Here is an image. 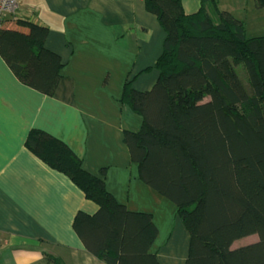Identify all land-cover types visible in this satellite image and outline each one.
I'll use <instances>...</instances> for the list:
<instances>
[{
  "label": "trees",
  "instance_id": "16d2710c",
  "mask_svg": "<svg viewBox=\"0 0 264 264\" xmlns=\"http://www.w3.org/2000/svg\"><path fill=\"white\" fill-rule=\"evenodd\" d=\"M144 4L165 38L153 86L140 91L126 80L119 99L142 120L137 131H123L130 161L138 178L175 206L189 237L184 264H264V35L248 37L243 20L217 0H200L191 13L182 0ZM18 23L28 31L0 29V55L19 81L53 95L64 62L45 46L49 28ZM24 144L97 206L78 210L72 221L88 252L105 264H163L152 249V213L116 199L105 184L107 167L89 172L67 143L40 128L30 129ZM253 234L257 241L232 248Z\"/></svg>",
  "mask_w": 264,
  "mask_h": 264
},
{
  "label": "crops",
  "instance_id": "0c3cea01",
  "mask_svg": "<svg viewBox=\"0 0 264 264\" xmlns=\"http://www.w3.org/2000/svg\"><path fill=\"white\" fill-rule=\"evenodd\" d=\"M182 5L195 12L200 0ZM19 18L49 28L45 46L64 66L55 92L45 95L19 81L0 55V264H55L49 256L63 264H105L72 227L78 210L93 213L97 206L25 147L32 128L67 143L89 172L107 167L105 184L116 199L152 213L160 262L184 264L186 253L174 247L186 231L175 206L138 178L123 142V131H137L142 122L119 101L125 81L144 91L158 77L165 32L156 16L144 0H18L4 28L27 32Z\"/></svg>",
  "mask_w": 264,
  "mask_h": 264
},
{
  "label": "rangeland",
  "instance_id": "374dc122",
  "mask_svg": "<svg viewBox=\"0 0 264 264\" xmlns=\"http://www.w3.org/2000/svg\"><path fill=\"white\" fill-rule=\"evenodd\" d=\"M255 0H217V5L219 8H228L231 7V11L233 12V15H235L237 18L243 20L246 28V35L248 37H255V36H263L264 35V7H256ZM212 6V5H211ZM209 6V9L211 10L212 15L216 16L213 12V8ZM235 9V10H234ZM234 77L236 79L239 78V70L237 67H233ZM245 167L247 168V165L245 162H243ZM248 169V168H247ZM254 188H257V183L255 180H251ZM172 204V203H170ZM172 206H174L172 204ZM173 216H175L173 214ZM184 235L181 236L180 233H178L176 243L174 244L175 249L180 254L183 255L187 254V247H188V233L187 231H184ZM258 236L256 234L249 235L240 239H237L233 242L232 248H236L239 246H243L246 244H250L252 242L257 241Z\"/></svg>",
  "mask_w": 264,
  "mask_h": 264
},
{
  "label": "built area",
  "instance_id": "2783aa9c",
  "mask_svg": "<svg viewBox=\"0 0 264 264\" xmlns=\"http://www.w3.org/2000/svg\"><path fill=\"white\" fill-rule=\"evenodd\" d=\"M18 0H0V29L4 28V18L17 9Z\"/></svg>",
  "mask_w": 264,
  "mask_h": 264
}]
</instances>
